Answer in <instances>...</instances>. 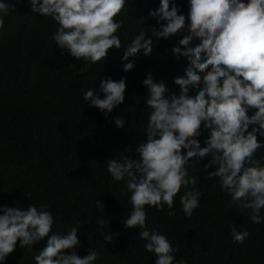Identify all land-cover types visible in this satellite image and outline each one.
Returning a JSON list of instances; mask_svg holds the SVG:
<instances>
[{
  "label": "trees",
  "instance_id": "trees-1",
  "mask_svg": "<svg viewBox=\"0 0 264 264\" xmlns=\"http://www.w3.org/2000/svg\"><path fill=\"white\" fill-rule=\"evenodd\" d=\"M0 2L9 4L5 27L0 30V205L22 209L29 204L38 208L48 205L55 221L52 231L64 234L79 225L78 254L83 257L95 250L98 258L94 264H155V254L143 247L146 242L139 237L140 229L124 227L123 220L132 211L131 193L126 181L117 182L110 176L107 160L139 159L135 148L146 140L151 111L142 83L149 72L166 84L169 92L165 98L180 95L174 79L185 75L188 61L185 57L177 60L172 48L182 35L154 41L151 56L141 53L122 62L124 49L140 31L151 35L149 29L159 27L148 13L159 8L160 0H125L123 11L116 17L123 21L116 33L122 48L110 49L105 60L93 64L61 50L51 39L58 23L33 13L29 0ZM175 2L187 16L189 0ZM197 44L199 40H193L192 46ZM133 60L135 68L125 72L124 63ZM104 77L115 81L127 78L125 100L107 119L83 100L89 88L99 91ZM99 95L104 98L102 92ZM254 111L249 110L248 115ZM121 116L124 127L118 128L114 120ZM207 136L202 127L198 137L201 147L206 146ZM258 139L264 144V137L258 135ZM262 157L264 147L255 153L264 165ZM209 160L210 156L192 158L187 166L189 175L198 178L195 189L201 193L191 218L182 211V188L174 197V216L167 214V205L162 210L145 206L147 229L165 234L178 249L174 253L176 264H264V209L261 223H252L250 210L231 203V197L221 190L219 178L205 179L214 170L203 168ZM97 200L103 203V210ZM101 220L107 225L102 226ZM233 224L237 231L250 233L242 244L233 242ZM106 233L119 235L105 242ZM46 239L32 249L20 248L17 241L3 264H35Z\"/></svg>",
  "mask_w": 264,
  "mask_h": 264
},
{
  "label": "clouds",
  "instance_id": "clouds-1",
  "mask_svg": "<svg viewBox=\"0 0 264 264\" xmlns=\"http://www.w3.org/2000/svg\"><path fill=\"white\" fill-rule=\"evenodd\" d=\"M29 2L33 13L58 23L51 39L76 60L95 64L105 60L110 49L122 48L116 33L123 21L116 17L123 11L125 0ZM8 13L9 4L0 2V30ZM148 16L155 18L159 27L149 29L151 35L140 31L124 49L121 61L141 53L151 56L154 41L182 35L172 53L177 60L187 58L188 67L184 76L174 79L180 95L173 94L170 99L165 98L169 92L166 84L155 80L151 72L147 74L142 83L151 111L146 140L135 148L139 159H108L107 171L115 181H126L131 193L132 211L123 220L124 227L140 229L139 237L146 242L143 247L155 254V264H176L174 253L178 249L165 234L147 229L145 206L162 210L167 205V214L174 216V197L184 188L180 203L185 217L191 218L201 196L195 189L198 178L187 170L192 158L210 156L203 168L214 170L205 179L219 178L221 190L231 197V203L250 210L252 223H261L264 165L255 153L264 147L258 139V135L264 137V0H189L187 16L181 14L175 0H160L159 8L150 10ZM193 40L199 44L192 46ZM134 68V60L124 63L125 72ZM126 79L104 77L99 91L89 88L83 93L84 102H90L107 119L125 100ZM249 110H255L251 116ZM114 123L123 128L124 118H116ZM202 127L208 131L205 147L198 139ZM96 203L103 210V203ZM54 222L48 205L38 208L29 204L23 209L0 205V264L14 252L17 241L20 248L32 249L45 238L46 245L35 256V264H94L98 258L95 250L83 257L78 254L79 225L58 234L52 231ZM99 223L107 225L103 220ZM118 235L103 234L105 242ZM231 235L233 242L242 244L250 233L237 231L233 224Z\"/></svg>",
  "mask_w": 264,
  "mask_h": 264
}]
</instances>
